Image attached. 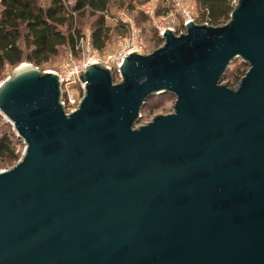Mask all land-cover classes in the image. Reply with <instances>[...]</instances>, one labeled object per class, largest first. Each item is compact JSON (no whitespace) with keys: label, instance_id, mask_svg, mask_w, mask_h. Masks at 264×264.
Listing matches in <instances>:
<instances>
[{"label":"water","instance_id":"obj_1","mask_svg":"<svg viewBox=\"0 0 264 264\" xmlns=\"http://www.w3.org/2000/svg\"><path fill=\"white\" fill-rule=\"evenodd\" d=\"M161 38L119 82L81 70L72 113L57 72L20 65L0 84L25 145L0 171V264H264V0ZM238 59L249 70L231 88ZM164 94L172 113L139 125Z\"/></svg>","mask_w":264,"mask_h":264},{"label":"trees","instance_id":"obj_2","mask_svg":"<svg viewBox=\"0 0 264 264\" xmlns=\"http://www.w3.org/2000/svg\"><path fill=\"white\" fill-rule=\"evenodd\" d=\"M0 78L5 69L29 62L43 68L63 48L73 52L82 38L76 18L96 17L92 28L95 49L104 51L109 44L111 27L105 14L114 1L132 3L134 0H75L68 10L61 0H0ZM148 2L149 0H143ZM201 16L196 21L219 26L230 20L234 8L232 0H198ZM125 27L116 24V30ZM8 126V125H6ZM0 128V164L20 159L14 134Z\"/></svg>","mask_w":264,"mask_h":264},{"label":"built area","instance_id":"obj_3","mask_svg":"<svg viewBox=\"0 0 264 264\" xmlns=\"http://www.w3.org/2000/svg\"><path fill=\"white\" fill-rule=\"evenodd\" d=\"M61 1H63L68 10H71L75 3V0ZM237 1L238 0H232L234 6L237 4ZM197 4L198 0H149L143 5V12L152 20L160 36L166 29H173L179 34L185 32V25L189 21L197 23ZM166 8H170V13L160 14V11ZM121 21L128 26L130 34L129 36L120 37L113 51L102 53L94 48L92 35L88 34L82 36L77 49L81 47L83 49V55L76 59L71 54L57 72L63 86L62 104L67 113L75 111L78 108L79 100L83 98L84 84L79 79L81 70L88 68L92 63H101L112 69L116 76H119L121 63L129 54L132 52L139 54L147 53L141 30L137 28L135 23L127 16L122 17ZM178 28L181 29L180 32L176 31ZM2 82H0V84ZM0 115L3 116L1 113Z\"/></svg>","mask_w":264,"mask_h":264},{"label":"rangeland","instance_id":"obj_4","mask_svg":"<svg viewBox=\"0 0 264 264\" xmlns=\"http://www.w3.org/2000/svg\"><path fill=\"white\" fill-rule=\"evenodd\" d=\"M146 3L147 1L144 2L143 0H134L132 3H123L120 1H114L109 5L108 12L105 14V19L107 25L111 27V34H110L109 44L107 45L104 51H101L102 53H109L113 51L116 47V42L120 37L129 36L130 31L128 26L122 23L121 21V18L124 16L129 17L135 23L136 27L141 30L142 38L146 45L147 53H152L153 51L157 50L159 47L163 45V40L159 35L158 30L155 28L154 23L143 12V5H145ZM169 11L170 8L162 9L160 11V14H168L170 13ZM197 13H198V18H200L201 11L198 7V4H197ZM76 20H77V27L81 30L83 36H86L88 34L92 35V28L95 23L96 17H91L88 14L81 18L77 17ZM116 24H124L125 27H121L120 29L116 30L114 29ZM225 24L219 26H223ZM180 30H181L180 28L176 29L177 32H180ZM71 54L73 55L74 58L78 59L83 55V49L80 47L79 49H76V52H73L68 48L61 49L59 55L55 57L52 61H50L48 64L43 66L42 70L58 72ZM24 64H31V63L23 62L20 65H24ZM19 66L15 68L8 66L5 69L4 73L2 74V77L0 78V82L12 76L15 70ZM248 70L249 67L245 65L240 59L234 61L231 64L230 69L226 74L225 78L223 79V83L227 84L231 88L236 87L240 79L246 74ZM115 81L116 82L120 81L118 76H116ZM174 102H175V97H173L170 94L156 95L149 98L145 107L142 110V118L139 125H145L146 123H149L155 116L171 114L173 111ZM2 123L5 126L8 125L4 128L5 131L7 130L10 133L14 134V137L17 139L16 140L17 149L18 152L20 153V156L22 157V153L24 152L25 145L23 144V142L19 141L15 131L13 130V126L10 124V122L0 115V128L2 127ZM16 164L14 163L0 164V171L8 170L13 166H15Z\"/></svg>","mask_w":264,"mask_h":264},{"label":"bare ground","instance_id":"obj_5","mask_svg":"<svg viewBox=\"0 0 264 264\" xmlns=\"http://www.w3.org/2000/svg\"><path fill=\"white\" fill-rule=\"evenodd\" d=\"M27 64H24V66H26Z\"/></svg>","mask_w":264,"mask_h":264}]
</instances>
